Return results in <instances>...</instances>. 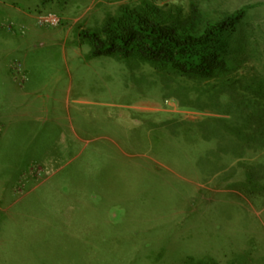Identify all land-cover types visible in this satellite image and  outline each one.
<instances>
[{"label": "rangeland", "instance_id": "374dc122", "mask_svg": "<svg viewBox=\"0 0 264 264\" xmlns=\"http://www.w3.org/2000/svg\"><path fill=\"white\" fill-rule=\"evenodd\" d=\"M140 1L0 0V264H264V150L203 138L214 113L77 35ZM195 1L214 18L248 8L231 60L264 71V0Z\"/></svg>", "mask_w": 264, "mask_h": 264}, {"label": "trees", "instance_id": "16d2710c", "mask_svg": "<svg viewBox=\"0 0 264 264\" xmlns=\"http://www.w3.org/2000/svg\"><path fill=\"white\" fill-rule=\"evenodd\" d=\"M247 9L214 18L195 0L188 9L141 0L121 4L96 27H78L77 35L91 56L149 63L181 107L214 113L195 124L203 138L229 139L233 152L243 155L264 150V71L231 60Z\"/></svg>", "mask_w": 264, "mask_h": 264}, {"label": "crops", "instance_id": "0c3cea01", "mask_svg": "<svg viewBox=\"0 0 264 264\" xmlns=\"http://www.w3.org/2000/svg\"><path fill=\"white\" fill-rule=\"evenodd\" d=\"M6 5L10 6L9 4H6ZM8 13H9V10H8ZM10 16H11L10 19L13 21H19V20L22 21V23H24L23 25H26V24L30 25L31 20L35 18L33 16V14L31 13V11H25L23 9L17 8L16 6L12 7ZM20 28H19V30H20ZM3 29H4L3 27L2 28L0 27V30H3ZM14 31H17V30L15 29ZM10 32H12V31H10ZM24 32H25V27L22 28V31L20 33H24ZM21 38L22 37L19 38V45L13 44L12 49H13V47L17 51H19L21 49L20 46H21V44H23L22 43L23 38L22 39Z\"/></svg>", "mask_w": 264, "mask_h": 264}, {"label": "built area", "instance_id": "2783aa9c", "mask_svg": "<svg viewBox=\"0 0 264 264\" xmlns=\"http://www.w3.org/2000/svg\"><path fill=\"white\" fill-rule=\"evenodd\" d=\"M62 23V18L55 12H42L37 16V24L41 27H55Z\"/></svg>", "mask_w": 264, "mask_h": 264}, {"label": "clouds", "instance_id": "9594fccd", "mask_svg": "<svg viewBox=\"0 0 264 264\" xmlns=\"http://www.w3.org/2000/svg\"><path fill=\"white\" fill-rule=\"evenodd\" d=\"M42 13V12H41ZM36 22H37V20H36ZM41 27V26H40Z\"/></svg>", "mask_w": 264, "mask_h": 264}]
</instances>
